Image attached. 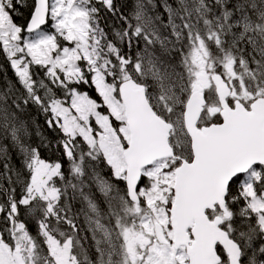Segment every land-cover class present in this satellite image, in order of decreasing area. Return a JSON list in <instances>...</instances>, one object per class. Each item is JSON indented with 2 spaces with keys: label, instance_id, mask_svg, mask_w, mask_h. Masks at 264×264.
<instances>
[{
  "label": "snow or ice",
  "instance_id": "1",
  "mask_svg": "<svg viewBox=\"0 0 264 264\" xmlns=\"http://www.w3.org/2000/svg\"><path fill=\"white\" fill-rule=\"evenodd\" d=\"M0 264H264V0H0Z\"/></svg>",
  "mask_w": 264,
  "mask_h": 264
},
{
  "label": "trees",
  "instance_id": "2",
  "mask_svg": "<svg viewBox=\"0 0 264 264\" xmlns=\"http://www.w3.org/2000/svg\"><path fill=\"white\" fill-rule=\"evenodd\" d=\"M8 74L11 75V71L10 70H9Z\"/></svg>",
  "mask_w": 264,
  "mask_h": 264
}]
</instances>
